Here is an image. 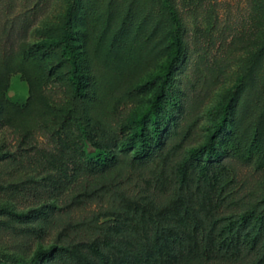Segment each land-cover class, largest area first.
Segmentation results:
<instances>
[{"label":"rangeland","instance_id":"374dc122","mask_svg":"<svg viewBox=\"0 0 264 264\" xmlns=\"http://www.w3.org/2000/svg\"><path fill=\"white\" fill-rule=\"evenodd\" d=\"M63 1L0 0L3 70L13 54L44 39L43 30L63 11ZM108 2L96 1L92 19L82 13L74 27V40L80 60L108 90L106 100L90 108L117 128L118 122L145 109L153 97L156 85L147 83L169 58L173 24L164 0H116L115 27L133 7L131 27L142 30L138 42L127 46L128 54L107 61L106 56L94 54L92 42L102 29ZM178 4L192 12L186 17L188 51L175 71L167 100L173 121L167 116L163 146L144 163L134 162L132 149L120 148L117 162L105 170L75 173L61 185L49 180L51 173L40 156L55 148L56 138L43 124L47 106L69 99L67 87L55 79L41 88L27 114H10L0 126V259L31 261L39 248L90 242L98 227L110 219L103 213L115 191L145 195L157 205L165 203L178 187L177 165L209 141L232 96L237 106L217 139L225 168L218 218L239 217L264 196V159L259 154L264 147V57L248 77L250 84L239 88L264 42V0H178ZM87 33L92 34L90 47L83 40ZM8 81L9 90H0V96L26 104L31 95L24 75L11 72ZM256 136L260 151L250 148ZM168 151L167 163L158 165L156 156ZM83 190H99L100 196L74 198ZM6 207L23 215L43 208L47 214L12 222L4 212ZM249 257L234 264H247Z\"/></svg>","mask_w":264,"mask_h":264},{"label":"trees","instance_id":"16d2710c","mask_svg":"<svg viewBox=\"0 0 264 264\" xmlns=\"http://www.w3.org/2000/svg\"><path fill=\"white\" fill-rule=\"evenodd\" d=\"M96 1L64 0L63 11L43 30L44 39L13 54L4 70L3 61L0 64V90L8 91V76L11 72H20L29 84L31 95L24 105L0 96V126L10 114H27L32 103L38 100L41 88L53 79L69 91V99L47 106L43 123L56 139L54 150L43 151L40 156L51 173L48 179L56 185L75 173H98L113 166L120 148L132 149L134 162L144 163L156 148L163 146L164 125L168 124L167 116L173 115L167 100L175 82V71L188 51L186 17L192 12L183 11L178 0H164L173 31L169 58L147 83L155 84L156 91L145 109L113 128L90 108L91 104L106 100L108 90L80 60L74 40L76 23L83 12L86 18H93ZM116 8V0H109L102 29L92 42L94 54L106 56L107 61L128 54L127 46L138 42L142 30L131 27L133 7L129 8L123 23L115 27ZM91 35H81L85 36L87 47L91 45L88 43ZM263 57L264 42L239 88L250 84L248 77ZM235 106L237 98L232 96L223 106L222 118L215 124L209 141L192 150L191 158L177 165L178 187L165 203L157 205L145 195L115 191L109 195V207L103 213V217L110 219L98 227L97 235L90 242L39 248L31 261L10 258L0 259V264H234L246 256H250L247 264H264V196L239 217L225 218V223L218 218L225 168L217 139L227 129ZM171 118L169 121H173ZM258 136L250 148L260 151ZM259 154L264 159V147ZM169 157L168 151L157 155L155 161L164 165ZM98 191L83 190L74 198L100 196ZM4 212L12 222L47 214L43 208L32 210L30 215L17 214L7 207Z\"/></svg>","mask_w":264,"mask_h":264}]
</instances>
